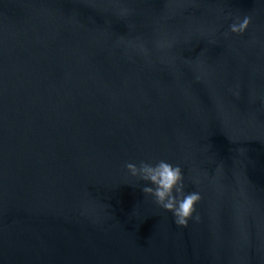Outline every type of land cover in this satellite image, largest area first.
<instances>
[{"label":"water","instance_id":"1","mask_svg":"<svg viewBox=\"0 0 264 264\" xmlns=\"http://www.w3.org/2000/svg\"><path fill=\"white\" fill-rule=\"evenodd\" d=\"M0 264H264V0H0Z\"/></svg>","mask_w":264,"mask_h":264},{"label":"clouds","instance_id":"2","mask_svg":"<svg viewBox=\"0 0 264 264\" xmlns=\"http://www.w3.org/2000/svg\"><path fill=\"white\" fill-rule=\"evenodd\" d=\"M128 13L127 8H121L119 11L121 17L127 16ZM251 23L250 16L239 18L230 24L229 32L236 36L243 35L248 31ZM227 35L228 33H225V36ZM157 46L170 48L171 43L159 39ZM140 47L141 51L146 52L143 45ZM126 169L131 177L139 178L148 185L143 188L144 194L152 197L155 203L166 212H171L178 227H187L189 221L193 219L199 222L200 217L196 213L197 205L201 202L202 196L198 191L187 193L184 191V177L178 165L160 160L155 164L142 162L139 166L128 163Z\"/></svg>","mask_w":264,"mask_h":264}]
</instances>
